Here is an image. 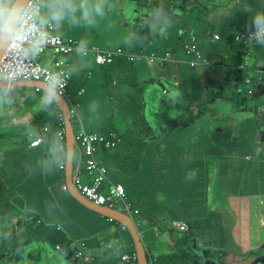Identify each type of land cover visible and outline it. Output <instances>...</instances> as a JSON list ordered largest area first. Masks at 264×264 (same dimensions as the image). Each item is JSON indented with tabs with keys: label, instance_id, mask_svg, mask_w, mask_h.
Masks as SVG:
<instances>
[{
	"label": "crops",
	"instance_id": "crops-1",
	"mask_svg": "<svg viewBox=\"0 0 264 264\" xmlns=\"http://www.w3.org/2000/svg\"><path fill=\"white\" fill-rule=\"evenodd\" d=\"M111 1L126 2L121 15L117 11L120 22L123 23L115 24L113 37L106 39L111 44L114 43L112 48L98 44L101 39L97 36L104 35L107 31L103 27L99 28L97 36L86 37L83 34L84 27L62 29L56 32L57 35L64 39L73 38L78 42L83 39L88 42L89 48L98 47L111 51L121 49L125 52L120 46L126 39V32L135 31L140 20V15L136 16L134 13L143 12L146 15L150 6L156 5L158 0H136L134 10L127 11V14H124L125 10L133 0ZM164 2L171 4L176 10L174 22L186 19L190 10L198 7L204 12L202 18L205 24L212 27L209 29L223 38L248 30L250 13L242 10L245 0ZM246 3L254 9L264 11V0H246ZM113 13L112 9L98 25L105 24ZM115 18L118 20V15L115 14ZM166 36L167 34L161 37ZM116 39L122 42L117 43ZM206 43L207 41L204 46ZM209 47L210 43L206 46L207 49H202L210 54ZM260 48V45H255L252 49L248 46L246 64L255 66L252 73L255 69L260 74L264 72V53ZM166 53L173 52L164 54ZM181 53H173L178 61L170 63L168 72L166 70L170 76H166L164 86L159 83L160 87L154 84L159 82V75L152 70L155 65L148 61L147 70L143 74L152 76L148 75L151 80L149 84L147 81L144 84L145 81L139 77L141 84L135 76L139 72L133 73L130 66H123L129 71H121L122 66L118 62L121 58L106 66L109 70L123 72L120 73L124 77L123 84L129 83L134 89L137 86L138 100L130 98L134 93L132 89L120 94L118 91L123 89L118 88V80H114L112 84L118 90L115 94L104 92L99 96L92 90L88 91L83 86L87 71L90 67H102L96 64L94 53L90 51L88 56L82 57L74 51L65 56L71 77L84 90L79 96L85 97L77 108L79 120L72 122L74 131H78L83 125L89 132L120 137L125 128L128 129L127 132L132 128L128 124L131 115L127 113V107L131 103H127L131 100L134 105V102L141 100L143 106L136 131L139 143H135L139 148L129 151L120 141L118 151L114 148L106 151L104 147L98 146L96 157L106 167L109 180L115 185L124 186L128 193V203L143 218L137 223L138 215H129L120 204L114 205L112 209L128 214L137 229L140 224L144 226V232L138 231L146 252L156 257L175 253L179 257L177 262L183 260L184 264H264L262 134L256 120L249 117V105L243 112H238L230 99L217 100L218 103L224 101L229 104L221 105L225 109L223 114L227 116L218 115L220 109L217 110V107L220 104L215 107L210 104L207 113L194 121L197 111L199 112L198 104L189 103L185 86L193 84L199 89V85L203 86L209 81H213V84L222 83L226 78L225 72L232 64L229 60L223 63L212 60V66L196 65L193 70L186 66V63L193 60L192 55ZM135 54L137 53L131 55ZM183 55L187 58H183ZM60 57V54L49 50L38 58L51 67L54 60ZM179 60L183 66L181 69ZM133 63L136 70L142 65V61ZM181 72L188 76L181 75ZM248 77L251 79L252 74ZM246 79L247 77L242 79L239 76L241 83H245ZM93 80L95 81L94 76L88 85H92ZM170 81L174 85V92L168 88ZM258 81V85L263 81L260 90L264 95V75H260ZM248 88L252 89L254 95L252 86ZM87 93L91 94L92 99L86 97ZM29 94L31 93L25 90V94L19 93L16 98L12 96L10 103L0 105V236L8 237L0 242V264H127L122 261V255L136 252L132 233L122 220H111L84 205L71 195L69 187L67 191L63 190V184L67 185L66 167L61 169L49 164V148L60 128L56 131L42 124L38 127V134L34 131L39 112L47 105L42 100L32 106L24 103L23 97L26 100ZM176 94V97H171ZM204 95L205 92L200 91L196 96L200 99ZM186 100L187 111L179 108L171 111L172 115L176 113L173 117L171 115L165 119L154 115L160 106L175 109L185 104L183 102ZM61 112L63 114L62 109ZM164 115L167 114L161 116ZM222 117L228 120L232 129L203 128L205 122L202 119L213 120L214 123ZM241 119L250 120L252 124V130L246 131V134L242 127L237 130L235 128ZM100 130L103 132H98ZM34 137H42L43 143L32 146ZM135 144L130 142L128 148ZM74 150L78 152V159L76 164L74 161L73 175L82 170V181L91 184L94 176L85 173L84 157L76 146ZM193 211H197L198 215L194 216ZM175 221L188 223L190 231L181 233L175 230L172 225ZM192 223L196 225L194 228ZM147 233L158 240L156 244L151 246L146 242L144 236ZM203 233L207 235V239L203 238ZM203 251L208 253L207 256L202 254ZM61 252L63 255L59 256Z\"/></svg>",
	"mask_w": 264,
	"mask_h": 264
},
{
	"label": "clouds",
	"instance_id": "clouds-1",
	"mask_svg": "<svg viewBox=\"0 0 264 264\" xmlns=\"http://www.w3.org/2000/svg\"><path fill=\"white\" fill-rule=\"evenodd\" d=\"M135 6L136 0H133L124 14L134 10ZM112 7L111 0H0V105L10 103L17 86L34 75L35 61L52 43L54 32L78 27L94 29ZM242 10L250 13L247 42L264 47V11L252 8L246 0ZM139 15L136 30L127 31L126 37L136 42H148L157 34H167L177 12L171 4L158 0L150 12ZM109 26L115 27V24L111 22ZM145 26L147 32L141 35ZM124 42L132 47L127 38ZM76 51L82 57L88 56V42L81 39ZM63 87L60 74L46 73L42 102L48 106L62 103ZM49 154L51 166L71 168L76 159L71 137L58 133ZM7 238L0 236V242Z\"/></svg>",
	"mask_w": 264,
	"mask_h": 264
},
{
	"label": "trees",
	"instance_id": "trees-1",
	"mask_svg": "<svg viewBox=\"0 0 264 264\" xmlns=\"http://www.w3.org/2000/svg\"><path fill=\"white\" fill-rule=\"evenodd\" d=\"M203 15L204 12L202 10H200L198 7H194L190 10L188 16L186 19L184 20H179L176 23H173L172 26L167 30V36L166 37H161L162 35L157 34L156 36H154L151 40H149L148 42H136L135 40L131 39V38H127L129 40V42L131 43L132 47H129L128 44H126L125 42H123V44H121L120 48L124 49L125 54H127L128 52L130 54L132 53H139L141 51L147 52V53H158L160 55H163L165 52L171 51L175 54H180L181 52L184 53V51L182 50L184 45L188 42H198L199 47L201 49V53H202V58H205L207 60H220L222 63L223 62H227L228 60L231 62L232 66H230L231 68L228 69V71L225 72V80L222 81V83H218V82H214V84H217L218 88H219V92L216 91L214 89L213 92H210L209 94H212L211 97H207V102L206 103H202V102H198V110L196 113V117L194 118V121H196V118H201V115H205L207 113V106H208V102L211 101H215L217 99H230L235 108L237 109L238 112H243L245 110V107L248 104L244 103L245 99H243L241 97V92L238 91V86L239 83L241 84V81L239 82V76L241 72L244 73H248V76H250V74L253 72L255 66H246V58H247V52H248V45L243 44V43H236L234 42V38H235V34H232L228 37H221L220 41L215 42L213 40V36H214V31L212 29L206 30L205 27L202 24H205V20H203ZM203 20V21H202ZM247 31V30H245ZM147 32V29H143L141 31V35H143L144 33ZM207 41V43L204 46V42ZM208 43H210V47H209V51L211 52L210 54H207L206 52L203 51L202 48H206V46H208ZM221 47V48H219ZM207 49V48H206ZM186 54V53H184ZM181 57H182V53H181ZM189 57V56H188ZM193 59H197L194 56H191ZM183 58H187L183 55ZM189 59H191L189 57ZM121 60V61H120ZM118 60L119 63H121L122 69L126 66H130L131 70L133 73L139 72V73H144L147 69H146V63L147 61L143 60L142 61V65L139 67V69L136 70V65L133 62H130L125 56L121 57V59ZM200 60V58H199ZM182 62H180V69L183 68V66L181 65ZM124 66V67H123ZM186 66L190 67L191 69L194 70L193 67H191L189 64L186 63ZM208 66H212L208 65ZM170 68V64L163 70L166 74V76H170V74H168V70L167 68ZM167 70V72H166ZM182 74H186L188 76L187 73L181 72ZM253 79V77H251ZM75 79L71 77L70 80V84H69V88H68V94L70 96V102L71 103H78L74 97L71 95V91H70V87L72 86V82L74 83ZM135 82V80H134ZM167 81H165L166 83ZM239 82V83H238ZM138 83V82H136ZM211 83V84H210ZM205 84L208 85H214L213 81H209ZM79 88H82L81 84H78ZM164 86V85H163ZM137 87V86H135ZM202 87V85H199V88ZM235 87V88H234ZM214 88V87H213ZM33 89L34 93H31L25 100V102L29 105H34L37 102L41 101V95L43 94L42 90L40 91H36V88H30ZM81 90V89H80ZM79 90V91H80ZM136 90L138 91V89L136 88ZM230 91V93H225L226 91ZM77 91V98L80 97ZM133 95L134 93L131 95V99H133ZM207 96V95H206ZM243 96V93H242ZM244 97V96H243ZM129 98V100H130ZM134 100V99H133ZM203 100V99H201ZM243 101V102H242ZM131 103V104H130ZM82 104V102H81ZM127 104H130L129 107H127V113H129L131 116V119H133V124H132V128L130 129L129 132H127L124 135H121L120 137L121 139V143L123 142V144L126 142V144L130 145V142L132 143H139V141L135 142L133 141L130 137V135H133V138L136 136V131L139 128V118L142 112L141 107L143 106V102L140 100L138 103L134 102H128ZM80 105V103H79ZM62 112L59 108L58 105L53 104L51 106H46L43 110H41L39 112L38 118L35 122V127L36 129L34 130L37 134L39 133V126L44 124L47 126H50L51 128H53L54 130L58 131L59 130V125L61 122V118H62ZM76 117L73 116L72 117V122L74 123V121H76ZM193 121V122H194ZM109 133V132H108ZM261 133V132H260ZM105 134V133H104ZM262 136V135H261ZM131 139V141H130ZM135 140V139H134ZM121 143H119V145L117 144L114 149H116V151L119 150V147H121ZM106 149V148H103ZM114 149H106V151H111ZM118 149V150H117ZM78 152H76L77 154ZM81 154V153H80ZM78 157H76L75 159V164L77 162ZM127 194V198H128V193ZM136 220L137 223L138 221L140 222V220L143 218L142 215L138 214V216H136ZM141 225V226H140ZM139 225L138 230L140 232H144V226L142 224ZM147 258H148V263L149 264H184L182 261L180 260V262H177V255L176 254H168V255H163V256H154L153 254H150L147 252Z\"/></svg>",
	"mask_w": 264,
	"mask_h": 264
},
{
	"label": "built area",
	"instance_id": "built-area-1",
	"mask_svg": "<svg viewBox=\"0 0 264 264\" xmlns=\"http://www.w3.org/2000/svg\"><path fill=\"white\" fill-rule=\"evenodd\" d=\"M115 1V0H114ZM120 1V0H116ZM248 30L247 31H239L235 34L234 42L243 43L248 45L247 42ZM220 35L214 34L213 40L215 42L220 41ZM78 45V41L69 38L64 39L60 35H57L56 32L53 33L52 43L41 53V55L45 54L47 51L51 50L61 55L60 58L54 60L53 65L51 67L44 66L38 60L35 61L34 64V75L27 78L26 82L36 81L45 83V74L46 73H57L60 74L64 81V87L61 90V97L65 98L68 103L71 119L75 116L77 121L79 117L77 116V108L79 107V103H71L70 96L68 94V88L71 80V75L69 72V64L65 61L64 57L72 54L76 51ZM91 52L96 54L99 53L98 57L95 59L96 64L99 66H107L112 64L117 58H121L125 56L130 62H140L146 60L151 64H157L158 66H167V64L177 62V58L173 53H166L164 55L156 54L155 52L147 53V52H139L135 55L125 54L121 49L117 51L111 50H102L98 47L89 48ZM186 54L192 55L197 59L190 60L188 64L191 67L196 65L207 66L210 65V60L202 58L201 49L199 47L198 42H188L184 45L182 49ZM40 55V56H41ZM200 58V60H199ZM179 59V58H178ZM179 62H181L179 60ZM246 81L251 84V79H246ZM40 88H36V91H40ZM251 92V91H250ZM84 90H81L78 94L82 95ZM61 122L59 125L60 131L58 133H62L66 136V125H65V117L64 114L61 115ZM82 125V124H81ZM45 131H48V128H45ZM42 137H34L31 145L39 146L43 143ZM121 141L120 137L115 134H99L96 132H89L85 130L82 126L79 127L78 131L74 134V146H76L85 161V173L89 176L93 177V182L91 184L84 183L82 181V170H78L75 175H73V185L75 189L80 193V195L87 200L88 202L96 205L112 208L116 204H120L123 207V211H126L129 215H138L137 210H133L131 205L127 201V194L123 185L113 184L108 176L107 169L105 166L101 164V162L97 159V148L98 146H102L106 149H112ZM61 169H65V167H60ZM64 191L68 190V186L63 184L62 186ZM113 220V218H110ZM175 230L181 233H188L190 231V226L188 223L183 221H175L172 223ZM122 261L127 264H139L138 255L136 252L127 253L122 255Z\"/></svg>",
	"mask_w": 264,
	"mask_h": 264
},
{
	"label": "rangeland",
	"instance_id": "rangeland-1",
	"mask_svg": "<svg viewBox=\"0 0 264 264\" xmlns=\"http://www.w3.org/2000/svg\"><path fill=\"white\" fill-rule=\"evenodd\" d=\"M111 4L113 5V7H112V9L114 10V12L115 13H113L112 15H111V17L109 18L112 22H114V24H122L121 22H120V19H119V11H120V15H121V13H122V10H123V8H125V4H126V2L125 1H122V2H119V3H115V2H112L111 1ZM156 5H153L152 7L150 6V9H149V12L155 7ZM116 10V11H115ZM118 11V12H117ZM115 14H116V16L118 15V20H117V18H115ZM107 20V22L105 23V24H103L102 25V23H101V25H98L96 28H94V29H88V28H85V33H83L86 37L88 36V35H98V32H99V28H101V27H103L104 28V30L106 31V34H101V35H99V36H97V37H99L101 40L99 41V40H97V41H99V45H101V46H104V47H110V48H112L111 46L114 44H111L110 43V41H106V39H108V37H113V34H112V32H113V30H114V28L113 27H110L109 25H110V20ZM203 21V20H202ZM177 21H175L174 23H176ZM125 25V24H124ZM204 27H205V29L206 30H209V28H212L211 26H209V25H206V24H202ZM117 26V25H116ZM124 28L127 30L128 28H127V26L125 25L124 26ZM147 29V27L145 26V30ZM109 31V32H108ZM117 32H120L119 30L117 31ZM126 38H129V37H126ZM120 39H121V37H120ZM120 39H116V41L115 42H117V43H121L122 41L120 40ZM125 41V40H124ZM114 42V41H113ZM248 46H249V48L250 49H252V45H250V44H248ZM219 48H221V47H219ZM261 49V52L262 53H264V47H261L260 48ZM260 51V50H259ZM40 63H42L44 66H47V64H44L43 62H42V59H40L39 60V58L37 59ZM263 61H264V58H263ZM263 64V66H264V63H262ZM155 65V68H152V70L154 71V72H156L159 76V78L157 79L159 82H155L154 84L156 85V87H160V84L161 85H164L165 84V81H166V74H165V72L163 71L167 66H158L157 64H154ZM246 66H249V65H247L246 64ZM262 65H261V67H263ZM160 69V70H159ZM129 71V69L128 68H123V69H121V71ZM151 70V69H150ZM159 71H161L160 73H159ZM87 77H86V79H85V82H84V84H83V86H86V89L88 90V91H90V90H92L93 92H94V94L95 95H99V96H102L103 95V93L104 92H106V93H109V94H115L118 90L116 89V88H114L113 86H112V84H113V81L114 80H118L119 81V87L118 88H122L123 89V91H118L120 94H123L125 91H128L129 89H132L133 90V92H134V95H133V99L134 100H138L139 98H138V94H139V92L136 90V88L137 87H135V89L134 88H131V85L129 84V83H127L126 85L125 84H123V81H124V77L121 75V74H123V72H118V71H115V70H109V67H106V66H102V67H97L96 69L95 68H93V67H90V69H89V71H87ZM121 73V74H120ZM259 72H257L256 71V69H255V71H254V73H251L252 74V77H253V79L251 78V81L253 80V83H251V84H249L247 81H245V83H239V86H238V91L239 92H241V97L243 98V99H245V102L244 103H246V104H248L249 103V108H248V111L250 110V112L248 113L249 114V117L250 118H253V119H255L256 120V124L258 125V128H259V131L261 132V134H262V139L261 140H263V145H264V111H262L263 110V108H264V95L262 94V92H261V90H260V87H261V85L263 84V81L262 82H260V84L258 85L257 84V82H259L258 81V78H259V76L260 75H264V72H262L261 74L259 73ZM143 73H138V74H135V76L137 77V79L141 82V84H142V81L139 79V77L141 78V79H143V81H145L144 82V84L146 83V81L148 82V84L150 83V81L151 80H149V78L150 77H148V75L149 74H143ZM254 74V75H253ZM94 76V78H95V81H94V83H92V85H88V83L92 80V78H93V76ZM141 75V76H140ZM149 76H151V75H149ZM152 77V76H151ZM240 77H242V79L244 78V77H247V79L249 78L248 77V73H244V72H241L240 73ZM250 79V78H249ZM240 80H241V78H240ZM240 82V81H239ZM160 83V84H159ZM147 84V85H148ZM173 83L170 81L169 82V84H168V88L172 91V92H174V89H173V86L174 85H172ZM72 86L70 87V91H71V95H72V97H73V100H74V97H76L75 98V100L78 102V103H80V105H81V102H83L84 101V99H85V97L83 96V97H78L77 98V90H78V88H79V85L77 84V81H74V83L72 82V84H71ZM218 85L216 84V85H208V84H204L202 87H200L199 89L198 88H195L194 86H193V84H190V85H187V86H185V88H184V90H185V92H186V95H187V99H189V103H198V102H204V103H206L207 102V97H211V95L212 94H209L210 92H213L214 91V89L216 90V91H218L219 90V88L217 87ZM248 86H252V88H253V90H254V95L252 94V89H249L248 88ZM214 87V88H213ZM235 88V87H234ZM25 90L26 91H29V93H34V91H33V89H28V88H22L21 90H15V92L13 93V97L14 98H16L17 96H18V94L19 93H22V94H25ZM125 90V91H124ZM200 91H204L205 92V94L207 95H204V98H200L199 99V97H197L196 95H197V92H198V94L200 93ZM251 91V92H250ZM219 92V91H218ZM226 94L227 93H230V91L228 90V91H226L225 92ZM242 93H243V96H242ZM30 95V94H29ZM42 96H43V94L41 95V100H42ZM86 97L87 98H89V99H92V96H91V94L90 93H87V95H86ZM248 97V98H247ZM23 99H24V103H25V96L23 97ZM201 99H203V100H201ZM217 100H219V99H217ZM217 100H215V101H211V102H208L207 104H208V106L210 105V106H212V105H214L213 107H215V106H217V105H219V107H217V110L218 109H220L219 110V113H218V115L219 116H227L226 114L224 115L223 114V112H224V108L223 107H221V105H229L227 102H224V101H220L219 103H218V101ZM243 102V101H242ZM183 103H185V104H181V107H180V105L179 106H177L175 109H173V108H170L169 106H160V107H158V109H157V111H153L154 112V115L156 116V117H161L162 119H165V118H169L171 115H172V113H171V111H176V110H179V108L182 110V111H187L188 109L186 108L187 106H188V101L186 100V101H184ZM48 106V105H47ZM207 106V107H208ZM102 107V106H101ZM60 110H61V108H60ZM195 110V109H194ZM207 111H208V109H207ZM78 112H79V109H78ZM167 114V115H164V116H161L162 114ZM176 114V113H175ZM174 114V115H175ZM18 115H19V112H18ZM174 115H172V117L174 116ZM131 121H128V124L129 125H132L133 124V119H130ZM187 122H189L188 121V119H187ZM202 122H205L204 123V125H203V128L204 129H208V128H215V129H218V128H221V129H223V130H225V129H229V128H231L232 129V127L228 124V120H224L223 119V117L221 118V119H219V120H217V121H215L214 123H213V120H207V119H202ZM192 123L193 122H191L190 123V125H192ZM195 124H197V123H195ZM242 127V129H243V133L244 134H246V131H251L252 130V124H251V122H250V120H247V119H241V120H239V123L235 126V128H236V130L237 129H240ZM127 130L128 129H126L125 128V130H124V132H123V135L124 134H126V132H127ZM98 132H103V130H100V131H98ZM99 134H104V133H99ZM122 134V133H121ZM133 141H135V142H137V141H139V139H137V137L135 136V140H134V138L133 137H130ZM133 144H135V143H133ZM123 146H125L124 148L125 149H128L129 151L130 150H137V148H139L136 144L133 146V147H131L130 149L128 148V144H126V142L123 144ZM121 150H123V147L121 148ZM193 215L194 216H197L198 215V212L197 211H193ZM192 226H193V228H194V226H196V225H194L193 223H192ZM203 235V238H205V239H207V235L205 234V233H203L202 234ZM144 238H145V240H146V242L149 244V245H154V244H156V241H158L156 238L155 239H153V237H152V234L151 233H147V235L146 236H144ZM202 238V240H204ZM172 254H175V253H172ZM177 255V254H176ZM178 257V256H177ZM179 258V257H178Z\"/></svg>",
	"mask_w": 264,
	"mask_h": 264
},
{
	"label": "water",
	"instance_id": "water-1",
	"mask_svg": "<svg viewBox=\"0 0 264 264\" xmlns=\"http://www.w3.org/2000/svg\"><path fill=\"white\" fill-rule=\"evenodd\" d=\"M140 13L135 12L134 15H139ZM44 87V83L43 82H36V81H31V82H21L17 88L18 89H22V88H40L41 90ZM62 103H60L59 105L61 106V109L63 111L64 117H65V123H66V135L70 136L73 142V148H74V128L72 125V121H71V114H70V110H69V106L67 101L65 100V98L61 97ZM73 169H74V163L71 166V168H67L66 167V183L69 187V192L71 193V195H73V197H75L77 200H79L81 203H83L84 205L110 217V218H115L118 220H122L127 227L129 228L130 232L132 233V236L134 238V243H135V247H136V253L138 255V261L139 264H149L148 263V258H147V252H146V248L144 246V243L141 239L140 233L134 223V221L131 219V217L121 211L109 208V207H103V206H95L94 204L88 202L87 200H85L75 189L74 185H73ZM202 254H205L207 256V252L203 251Z\"/></svg>",
	"mask_w": 264,
	"mask_h": 264
}]
</instances>
